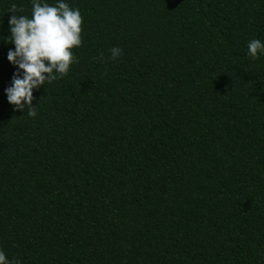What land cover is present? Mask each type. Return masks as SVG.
Listing matches in <instances>:
<instances>
[{
  "label": "trees",
  "instance_id": "16d2710c",
  "mask_svg": "<svg viewBox=\"0 0 264 264\" xmlns=\"http://www.w3.org/2000/svg\"><path fill=\"white\" fill-rule=\"evenodd\" d=\"M55 6L60 0H43ZM78 63L33 90L0 0V250L18 264H264V0H63ZM122 49L111 59L110 49ZM103 54V62L98 58Z\"/></svg>",
  "mask_w": 264,
  "mask_h": 264
},
{
  "label": "clouds",
  "instance_id": "9594fccd",
  "mask_svg": "<svg viewBox=\"0 0 264 264\" xmlns=\"http://www.w3.org/2000/svg\"><path fill=\"white\" fill-rule=\"evenodd\" d=\"M31 18L17 15L24 12L22 7L13 3L8 12L12 13L9 25L11 35L7 42L14 44L15 50H9L7 59L22 71L14 75L12 86L6 90L8 102L17 111H24L27 105V115L37 116V108L32 107L33 90L43 86L45 82L62 79L69 73L70 66L78 63L73 49L82 45L83 18L79 9L71 8L60 0L55 6L44 3L43 0H31ZM248 56L256 60L259 54H264V43L252 39L247 44ZM111 59L116 60L122 55V49H110ZM103 62V54L98 58ZM0 264H18L9 261L5 252L0 250Z\"/></svg>",
  "mask_w": 264,
  "mask_h": 264
}]
</instances>
